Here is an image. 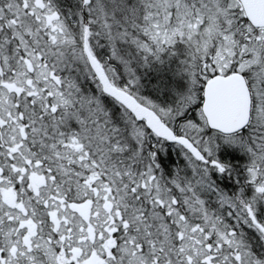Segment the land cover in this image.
<instances>
[{
    "label": "snow or ice",
    "instance_id": "snow-or-ice-1",
    "mask_svg": "<svg viewBox=\"0 0 264 264\" xmlns=\"http://www.w3.org/2000/svg\"><path fill=\"white\" fill-rule=\"evenodd\" d=\"M0 264H264V0H0Z\"/></svg>",
    "mask_w": 264,
    "mask_h": 264
}]
</instances>
